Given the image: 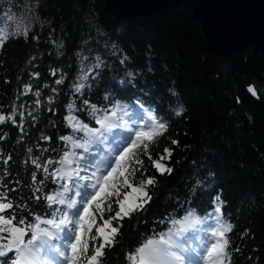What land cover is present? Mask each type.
<instances>
[{
    "label": "trees",
    "instance_id": "trees-1",
    "mask_svg": "<svg viewBox=\"0 0 264 264\" xmlns=\"http://www.w3.org/2000/svg\"><path fill=\"white\" fill-rule=\"evenodd\" d=\"M104 1L0 0L1 24L4 19L9 22L7 17L11 12L21 11L31 18L27 22L30 25L27 38L10 37L0 47V111L7 114L13 104L25 106L23 132L10 122L0 125V135L4 136L0 139V175L6 168L9 174L2 182L9 189H16L9 192V197L16 203L26 202L31 212L49 218L52 209L46 201L32 198L29 187L32 172L37 173V181L44 179V173L35 168L30 157L39 156L43 163L48 158L57 160L68 150L70 145L59 138L72 134L64 119L69 102H75L74 115L96 128L99 125L82 101L87 99L101 108L120 101L128 114L148 109L167 124V130L155 143H150L148 152L156 160L166 147L170 148V159L165 158L161 163L172 172L161 174L147 155L139 157L143 164L133 165L138 170L134 176L129 175V180L137 186L140 180L155 177V185L147 189L152 199L130 218L112 221L114 227L119 225V233L115 244L104 249L102 264H130L128 254L148 238L183 226H173L170 219L182 221L189 211L201 220L207 219L217 206V196L222 202L223 219L233 225L227 234L231 264H264V59L261 50L255 44L249 45L231 61L229 72L219 74L217 55L203 39L200 23L192 15L193 3L167 8L148 19L114 20L105 10ZM29 9L32 10L28 12ZM7 31L15 30L9 27ZM97 57L99 68L94 67ZM89 68L93 71L87 81H80L81 71L87 72ZM53 70H58L55 76ZM32 73L39 76L33 77ZM61 77L64 82L57 85L55 81ZM77 82L85 83L83 95L74 92L73 84ZM24 84H31L33 91L19 96ZM248 86L254 87L257 97L249 93ZM37 88L43 101L38 108L34 105ZM52 88L57 92L53 93ZM106 94L110 97L108 101L104 99ZM49 96L55 97L52 103L47 101ZM181 107L183 112L177 115ZM33 109L35 121L27 115ZM16 119L19 123V116ZM124 120L132 123L128 115ZM119 132L134 135V132L113 129L114 134ZM83 135L75 133L77 138ZM42 136L51 139L44 140ZM173 140L178 144L173 145ZM112 146L93 145L90 154L85 156L98 160ZM28 148L32 149L31 153ZM75 151L84 152L83 149ZM8 155L12 159L4 165L3 158ZM93 170L90 167L81 175H90ZM40 187L42 191L37 195L41 197L58 190L51 179ZM124 192H131V188H121L120 199ZM115 200L112 197L109 201L112 211H105L103 219L97 213V226L119 210ZM23 215L33 219L28 211ZM213 223L208 219L207 224L191 228L186 237L194 241L187 242L186 247H198L201 237L197 233L203 235L199 229ZM92 234L95 235V229ZM100 242L102 238L95 243Z\"/></svg>",
    "mask_w": 264,
    "mask_h": 264
},
{
    "label": "snow or ice",
    "instance_id": "snow-or-ice-1",
    "mask_svg": "<svg viewBox=\"0 0 264 264\" xmlns=\"http://www.w3.org/2000/svg\"><path fill=\"white\" fill-rule=\"evenodd\" d=\"M8 20L14 18L9 15ZM16 31L8 32L0 29V47L6 43L10 37L24 36L27 38L30 25H25L21 30L20 25L16 26ZM97 59L95 68L100 67V59ZM124 61L122 60L121 63ZM58 70H53L55 76ZM81 71L78 78L80 81H87L89 73ZM129 75H132L131 73ZM33 77H38L39 73H32ZM64 82L63 77L56 79L55 83L60 85ZM47 87V85H45ZM75 93L83 95L85 83L77 82L73 84ZM33 91L31 84H24L19 96L27 95ZM248 91L256 96L253 86H248ZM56 93L57 89L52 88ZM37 99L34 105L38 108L43 101L40 99L41 91L37 88L34 92ZM17 96V99H19ZM54 96L47 97V101L52 103ZM105 101L110 99L105 95ZM83 105L87 106L88 114L99 127L91 128L74 115L76 109L75 102H69L66 106L68 115L65 120L72 129L71 135L61 136L59 139L66 145H70L68 150L53 160L48 158L40 163V157H30L31 163L36 169L44 173V179L37 181V173L32 172V184L29 186L33 191V199L39 201L43 198L52 214L49 218L37 215L29 210L26 202L16 203L9 197V192L16 189H9L4 184L3 178L9 173L7 169L0 175V264H102L105 255L104 249L115 244V237L119 233V225L113 226L112 221L123 220L131 217L132 213L141 211L148 204L152 197L148 194V186H154L155 177H147L139 181L137 186H133L129 180V175L135 174L138 170L133 165H141L143 161L141 155H147L152 165L158 172L164 174L171 173L172 169L161 163L165 158L171 157V149L165 148L164 154L159 159L152 160L148 152L150 143H155V139L167 130V124L161 122L151 110L144 109L146 117L139 112L136 113L140 120V125L136 121L132 123L124 120L128 115L125 106L120 101L109 103L105 108L92 104L84 99ZM24 104L17 107L11 106V111L5 114L0 111V125L12 123L24 130L25 111ZM143 109V105H140ZM52 111L51 108L48 109ZM35 109L28 111L27 115L36 120L33 114ZM183 108L177 110L180 115ZM19 116V123L16 117ZM142 125V126H141ZM113 129H123L134 135H123L122 132L113 133ZM84 135L80 138L75 133ZM112 140H109V137ZM119 136V140L116 137ZM4 136L0 135V139ZM22 138V137H21ZM44 140L50 137L42 136ZM173 145L178 141L173 140ZM113 145L104 156L98 160H89L85 153L90 154L93 145ZM75 149H83V153H77ZM32 152L31 148L27 150ZM11 155L3 158V164L7 165L11 161ZM114 161V162H113ZM27 163V161L25 162ZM56 165L55 167H52ZM51 167V171H49ZM94 169L90 175L89 168ZM51 179L58 185V190L54 193H46L41 197L37 195L42 191L45 180ZM19 183V181H17ZM39 185V186H37ZM131 188V192H124L123 199H120L121 188ZM112 197L118 205V211L114 216L103 220V224L96 226V215L100 214L103 219L105 211H112ZM217 206L214 212L204 220L194 216L189 211L182 221L170 219L173 226L182 224L180 228H169L166 232L159 233L156 237L148 238L142 245L128 254L130 264H231V253L228 251L230 241L227 234L231 232L233 225L223 219L219 196L216 198ZM62 205L63 208L53 207ZM28 211L33 217L29 220L23 212ZM213 220L212 225L199 229L203 233L198 247H186V233L197 224H207V220ZM95 227V235L92 234ZM102 238L98 245L95 243ZM55 241V242H54ZM91 243V254H89ZM235 251H239L236 249Z\"/></svg>",
    "mask_w": 264,
    "mask_h": 264
},
{
    "label": "water",
    "instance_id": "water-1",
    "mask_svg": "<svg viewBox=\"0 0 264 264\" xmlns=\"http://www.w3.org/2000/svg\"><path fill=\"white\" fill-rule=\"evenodd\" d=\"M185 3L194 4L192 15L217 55L219 74L229 72L231 61L251 44L259 47L264 59V0H105L104 8L114 20L148 19Z\"/></svg>",
    "mask_w": 264,
    "mask_h": 264
},
{
    "label": "rangeland",
    "instance_id": "rangeland-1",
    "mask_svg": "<svg viewBox=\"0 0 264 264\" xmlns=\"http://www.w3.org/2000/svg\"><path fill=\"white\" fill-rule=\"evenodd\" d=\"M31 10L32 9H29L28 12L31 11ZM9 15H11L14 19L13 20H8L7 19L9 21L8 23H7L6 19H4L3 20V24H1V21H0L1 27L5 31H7V29L9 27L12 28V29H14L16 31L17 30L16 29V26L17 25H20V28L22 30L23 27L25 25H27V22L31 20V18H29V16L27 14H24L21 11H20V13H17V14H15V12L14 13L11 12ZM10 23H12V26H11ZM141 115H143V116L146 117V113H142ZM131 116H132V119L131 120L132 121L135 120L136 123H137V125H140V120L137 118V116L136 115H131ZM97 222H98V218H97V215H96V226H97ZM93 229H95V227ZM196 233L197 232H195V234ZM197 234H198L199 237H202V235H199V233H197ZM193 241H194L193 239H187V242H193ZM185 264H187V263L185 262Z\"/></svg>",
    "mask_w": 264,
    "mask_h": 264
}]
</instances>
